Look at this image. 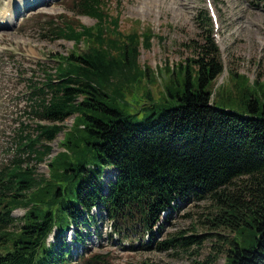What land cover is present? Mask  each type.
Returning a JSON list of instances; mask_svg holds the SVG:
<instances>
[{
	"label": "trees",
	"instance_id": "16d2710c",
	"mask_svg": "<svg viewBox=\"0 0 264 264\" xmlns=\"http://www.w3.org/2000/svg\"><path fill=\"white\" fill-rule=\"evenodd\" d=\"M71 1L73 16L51 20L46 38L74 48L58 54L53 67L40 64L42 82L29 80L35 134L22 129L24 157L0 171V264H108L102 255L74 262L67 244L75 226V241L87 245L85 235L99 232L103 213L111 239L131 241V251L202 247L206 238L197 235L160 243L155 237L165 213L207 199L210 227L234 233L224 264H264V83L231 71L217 86L226 68L203 8L195 16L201 40L185 45L192 57L172 70L155 98L147 89L156 83L153 70L139 61L154 34L122 31L120 14H111L104 0ZM250 1L264 10V0ZM81 16L95 24H82ZM137 88L145 96H135ZM62 133L61 150L52 156ZM46 160L47 177L37 171ZM107 168L116 177L105 185ZM17 210L24 215L15 218ZM139 234L148 241L136 246Z\"/></svg>",
	"mask_w": 264,
	"mask_h": 264
},
{
	"label": "rangeland",
	"instance_id": "374dc122",
	"mask_svg": "<svg viewBox=\"0 0 264 264\" xmlns=\"http://www.w3.org/2000/svg\"><path fill=\"white\" fill-rule=\"evenodd\" d=\"M39 1L41 3L36 6L33 4L34 0L21 1L17 5L20 9H17V15L11 23L6 17L2 19L4 9L11 0H0V14L3 12L0 18L9 23V26H0V171L18 156L24 157L18 154V140L22 129L24 134H35L32 129L38 121L28 114L26 95L29 80L42 82L44 74L40 64H45L44 69L53 67L57 64L58 54L67 55L74 48L73 42L46 38L52 37L48 24L51 20L58 21L60 15L73 16L72 1ZM104 1L111 14H120L122 31L128 32L132 28L140 31L149 29L154 34L151 47L140 48L139 61L141 66L152 69L155 76L156 83L146 88L151 90L155 98L161 97L172 70L193 55V51L185 45L192 40H201L202 30L195 24V16L203 8L209 10L207 0ZM250 2L211 0L217 17L214 37L220 46L226 68L218 79L217 86L228 82L231 71L246 76L251 84L257 81L264 83V10L252 7ZM14 7L12 6V13ZM78 19L86 26L95 24V20L86 16ZM80 49L86 48L81 45ZM135 96H145L144 90L137 88ZM73 121L70 118L65 126L71 127ZM63 138L62 133L51 144L52 156L61 150L59 143ZM48 160L37 165L39 175H49ZM115 177L116 171L107 168L102 182L107 185ZM211 212L213 205L209 199L184 202L176 211L163 217L159 234L155 237V241L160 243L176 235H197L206 238L202 247H178L164 252L131 251L128 249L131 241L122 242L118 236L111 239V229L105 213L96 222L99 232L91 228L92 235L88 238L85 235L87 245L75 241V226L67 233V244L71 246L74 262L81 255L89 256L87 258L102 255L106 257L108 264H224L229 246L227 242L234 237V233L226 229L211 228L208 222ZM24 213L25 210H17L13 215L20 218ZM82 228L86 234L88 226ZM94 231L102 236L96 237L93 235ZM142 239L148 241L147 236L139 234L133 239L135 245L138 246V241ZM49 241L53 242V237Z\"/></svg>",
	"mask_w": 264,
	"mask_h": 264
},
{
	"label": "bare ground",
	"instance_id": "6f19581e",
	"mask_svg": "<svg viewBox=\"0 0 264 264\" xmlns=\"http://www.w3.org/2000/svg\"><path fill=\"white\" fill-rule=\"evenodd\" d=\"M21 1L25 2L26 0H11L10 4L5 8L2 19L4 17L7 18V20H9L12 23V20L14 21V15L11 11L12 6H17L20 5ZM10 13L9 15H7V13ZM5 14V15H4Z\"/></svg>",
	"mask_w": 264,
	"mask_h": 264
}]
</instances>
